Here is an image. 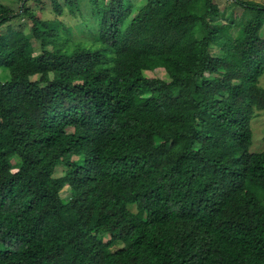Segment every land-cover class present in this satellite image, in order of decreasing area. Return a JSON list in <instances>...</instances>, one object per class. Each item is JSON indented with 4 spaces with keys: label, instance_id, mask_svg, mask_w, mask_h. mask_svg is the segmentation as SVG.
<instances>
[{
    "label": "trees",
    "instance_id": "16d2710c",
    "mask_svg": "<svg viewBox=\"0 0 264 264\" xmlns=\"http://www.w3.org/2000/svg\"><path fill=\"white\" fill-rule=\"evenodd\" d=\"M17 1L0 0V264H264V3L234 0L237 20L217 0H65L73 38L61 0Z\"/></svg>",
    "mask_w": 264,
    "mask_h": 264
},
{
    "label": "rangeland",
    "instance_id": "374dc122",
    "mask_svg": "<svg viewBox=\"0 0 264 264\" xmlns=\"http://www.w3.org/2000/svg\"><path fill=\"white\" fill-rule=\"evenodd\" d=\"M4 2L11 4L14 8H18L19 3L17 0H3ZM63 3L65 0H61ZM82 1V7L85 10H90L92 7V4L90 3V0H80ZM142 0H135L136 6L135 9H139L142 3H140ZM219 4L222 7V10L224 13L231 18L239 20L240 18H247L252 15V13L243 5L238 4L237 2H234V0H217ZM256 2L264 3V0H253ZM65 4V3H64ZM66 6V4H65ZM37 7H39L37 5ZM66 11L64 15L61 16V18L68 21L73 26V38H85L86 33L79 30V27L81 26L78 21H80L79 16H74L69 14V9L66 6ZM56 13L52 11V4L50 1H48L47 6L44 9V17H54ZM88 18L93 17L92 15H89ZM79 24H78V23ZM83 26V25H82ZM145 74L148 76H160L166 80H170L169 74L163 70L162 68H157L156 70H146ZM209 74V73H206ZM36 78L38 77L35 76ZM10 78L9 70L5 67H0V81H3L5 79ZM261 84L264 86V75L261 79ZM258 113L254 116L252 119V128H253V141L251 145V150H261L264 149V109H261L260 111L257 110ZM65 166H58L56 174L62 175L64 173ZM132 209L137 210V207L135 205L131 206Z\"/></svg>",
    "mask_w": 264,
    "mask_h": 264
}]
</instances>
